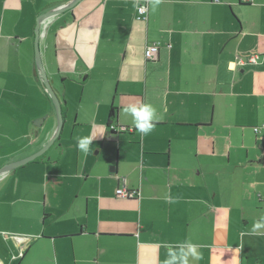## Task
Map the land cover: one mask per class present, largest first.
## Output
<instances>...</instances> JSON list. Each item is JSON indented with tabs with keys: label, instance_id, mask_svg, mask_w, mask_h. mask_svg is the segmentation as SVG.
Masks as SVG:
<instances>
[{
	"label": "crops",
	"instance_id": "1",
	"mask_svg": "<svg viewBox=\"0 0 264 264\" xmlns=\"http://www.w3.org/2000/svg\"><path fill=\"white\" fill-rule=\"evenodd\" d=\"M70 1L0 0V168L55 136ZM41 52L63 133L0 175V264H264V0H81Z\"/></svg>",
	"mask_w": 264,
	"mask_h": 264
},
{
	"label": "water",
	"instance_id": "2",
	"mask_svg": "<svg viewBox=\"0 0 264 264\" xmlns=\"http://www.w3.org/2000/svg\"><path fill=\"white\" fill-rule=\"evenodd\" d=\"M81 0H71L70 2L56 7L54 9L49 10V12H45L42 13L41 15L38 16L37 18V24L35 27V59H36V64L37 67L41 73V81L42 83L46 86L47 91L52 99V102L54 103L55 109H56V113H57V129L55 132V136H53L51 138L50 141L47 142V144H45L39 151H37L36 153L23 158L19 161H15L12 163H8L6 165H4L3 167L0 168V175L6 171H9L10 169H14L16 167L25 165L27 163H29L30 161H33L35 159H37L38 157H40L42 154H44L50 147L51 145L56 141V139L60 136L63 126H64V114H63V110H62V102L60 100V98L58 97V93L55 90V88L52 85V82L47 74L45 65L43 63V59H42V52H41V24L44 20L50 18L51 16H55L56 14L62 13L68 9H72L76 6V4H78ZM20 238V237H17ZM23 241L22 243H25L24 241L27 240L26 238L22 237L21 238Z\"/></svg>",
	"mask_w": 264,
	"mask_h": 264
},
{
	"label": "built area",
	"instance_id": "3",
	"mask_svg": "<svg viewBox=\"0 0 264 264\" xmlns=\"http://www.w3.org/2000/svg\"><path fill=\"white\" fill-rule=\"evenodd\" d=\"M243 2H249L250 0H241ZM139 7H137V13H138V18L140 19H147L148 16V3L144 2L142 4L138 5ZM159 45L157 44H150L147 46L146 51H145V57L146 59H152L155 57L156 53L159 50ZM250 61H254V60H250ZM241 64H244L245 61L243 59H240L239 61ZM118 195H124V196H128L129 193L128 191H126L123 188H120L117 190Z\"/></svg>",
	"mask_w": 264,
	"mask_h": 264
},
{
	"label": "rangeland",
	"instance_id": "4",
	"mask_svg": "<svg viewBox=\"0 0 264 264\" xmlns=\"http://www.w3.org/2000/svg\"><path fill=\"white\" fill-rule=\"evenodd\" d=\"M78 88L79 87H69L68 89H66L65 88V97H66V99L69 101V99H70V96H69V94H70V92H74V93H77L78 92ZM66 92H67V94H66ZM81 92H82V88H79V92H78V95L80 96V94H81ZM54 104V103H53ZM71 122H70V119H68L67 120V122H66V126L68 125L69 126V124H70ZM82 131H83V133H84V138L82 137L81 138V140H80V143H81V149L83 150V148L86 146V142H85V137H86V135H87V131H86V129H82ZM63 133V132H62ZM73 136H74V134H73ZM68 137V135L66 136V138ZM79 142V141H78ZM75 143H77V140L75 141ZM96 151V149H94L93 150V152H95ZM92 152V153H93ZM114 154H115V152H114ZM80 159H81V163H82V159H83V151H82V154H81V152H80ZM79 167H80V160H79ZM52 192H51V190L49 189V191H48V199H50L51 197H52ZM7 224V223H6ZM14 230H17V231H19V230H22V229H24V227L20 224V223H16V224H14V226L12 227ZM9 234V236L11 237V235L10 234H15V233H8ZM13 239V238H12Z\"/></svg>",
	"mask_w": 264,
	"mask_h": 264
},
{
	"label": "trees",
	"instance_id": "5",
	"mask_svg": "<svg viewBox=\"0 0 264 264\" xmlns=\"http://www.w3.org/2000/svg\"><path fill=\"white\" fill-rule=\"evenodd\" d=\"M159 51V50H158ZM157 54V53H156ZM156 56V55H155ZM155 58V57H154ZM153 58V59H154ZM147 60H152V59H147ZM41 77V76H40ZM41 79V78H40ZM44 88H45V90L47 91V88H46V86L44 85ZM48 92V91H47ZM109 117L112 119H114L115 117H116V110H115V108L114 107H111V109H110V111H109ZM110 125V128H111V130H113L114 129V126H112V124L111 123H109ZM113 128V129H112ZM120 189V188H119ZM118 190V189H117ZM126 191H128V193H129V195H132L133 193L134 194H136L137 193V190H130V189H127ZM118 194V193H117Z\"/></svg>",
	"mask_w": 264,
	"mask_h": 264
}]
</instances>
